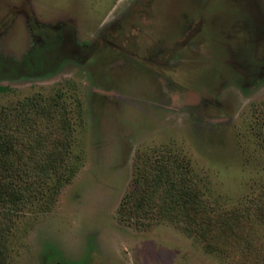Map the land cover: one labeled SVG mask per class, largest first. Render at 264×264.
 I'll return each instance as SVG.
<instances>
[{
	"label": "rangeland",
	"instance_id": "obj_1",
	"mask_svg": "<svg viewBox=\"0 0 264 264\" xmlns=\"http://www.w3.org/2000/svg\"><path fill=\"white\" fill-rule=\"evenodd\" d=\"M250 3L0 0V56L18 66L0 62V111L61 89L75 126L72 173L17 220L8 264H50L51 254L52 264L242 260L241 245L219 257L188 225L145 228L123 222L120 211L165 154L185 162L219 207L262 192L264 0L242 16ZM66 39L56 67L32 66L33 54L56 55ZM252 230L264 241V225Z\"/></svg>",
	"mask_w": 264,
	"mask_h": 264
},
{
	"label": "trees",
	"instance_id": "obj_2",
	"mask_svg": "<svg viewBox=\"0 0 264 264\" xmlns=\"http://www.w3.org/2000/svg\"><path fill=\"white\" fill-rule=\"evenodd\" d=\"M37 54L30 57L35 68H54L61 58L57 55L63 56L62 47L56 55ZM1 61L18 67L0 56ZM75 101L81 109L79 99ZM74 144L73 109L61 89L53 96L37 94L0 111V264H8L13 229L24 211L44 204L63 179L68 180ZM120 215L123 222L145 228L163 220L188 225L209 253L227 258L232 244L241 245L238 264H264V241L255 239L252 230L264 225V188L248 204L219 207L191 177L185 162L173 156L156 160L144 182L124 199ZM55 257L48 255V263L56 262Z\"/></svg>",
	"mask_w": 264,
	"mask_h": 264
},
{
	"label": "flooded vegetation",
	"instance_id": "obj_3",
	"mask_svg": "<svg viewBox=\"0 0 264 264\" xmlns=\"http://www.w3.org/2000/svg\"><path fill=\"white\" fill-rule=\"evenodd\" d=\"M140 1V0H139ZM241 1V0H240ZM243 1V0H242ZM246 1V0H245ZM260 1L261 0H251V3H250V5L248 4L247 6L246 5H244V7H242V9L240 10V14L242 15H244L245 13H249V12H254V14H257V11H258V6H259V3H260ZM130 7H131V5H130ZM129 8V7H128ZM129 10H130V8H129ZM131 11V10H130ZM242 15V16H243ZM124 18H126V15L124 16ZM202 23H200V24H198L196 27H195V29H193V32H191L190 33V35L188 36V38H187V40H189V38L194 34V33H196V32H199V31H201V29H202ZM186 40V41H187ZM185 41V42H186ZM261 41H264V39H260V42ZM69 43V41H68V39H66L65 41H64V47H62V50L63 49H65L66 48V46L65 45H69L68 44ZM76 49H74L73 51H75ZM73 54V53H72ZM76 56L75 57H77V59H80V57H79V52H75L74 53ZM81 56V55H80Z\"/></svg>",
	"mask_w": 264,
	"mask_h": 264
}]
</instances>
